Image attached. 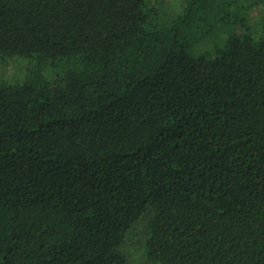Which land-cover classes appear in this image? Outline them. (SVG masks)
<instances>
[{
  "label": "trees",
  "instance_id": "trees-1",
  "mask_svg": "<svg viewBox=\"0 0 264 264\" xmlns=\"http://www.w3.org/2000/svg\"><path fill=\"white\" fill-rule=\"evenodd\" d=\"M183 2L0 0V264H264V30Z\"/></svg>",
  "mask_w": 264,
  "mask_h": 264
},
{
  "label": "rangeland",
  "instance_id": "rangeland-1",
  "mask_svg": "<svg viewBox=\"0 0 264 264\" xmlns=\"http://www.w3.org/2000/svg\"><path fill=\"white\" fill-rule=\"evenodd\" d=\"M159 11L161 22H167L183 13V0H153ZM217 5L222 6L228 14L224 22L219 24L209 35L201 39L199 43L190 49L194 56L215 54V50L223 46L230 35H240L251 32L256 34L264 30V0H216ZM246 27L249 29L246 30ZM55 67L45 68V75L53 78L60 72V61ZM34 65L33 60L12 57L2 61L0 59V80L6 84H14L25 79L28 70Z\"/></svg>",
  "mask_w": 264,
  "mask_h": 264
}]
</instances>
